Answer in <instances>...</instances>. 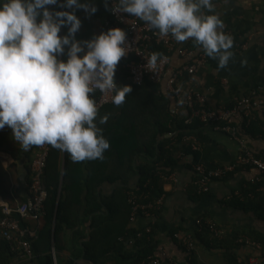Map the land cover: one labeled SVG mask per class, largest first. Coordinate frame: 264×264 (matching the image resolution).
I'll use <instances>...</instances> for the list:
<instances>
[{"label": "trees", "instance_id": "obj_1", "mask_svg": "<svg viewBox=\"0 0 264 264\" xmlns=\"http://www.w3.org/2000/svg\"><path fill=\"white\" fill-rule=\"evenodd\" d=\"M240 35H232L234 44L243 41ZM188 46L193 49L197 44L192 40ZM155 50L167 51L163 45H155ZM133 58L129 56L124 63ZM121 67L119 84L131 85L132 90L123 104L110 103L99 110L97 122L99 117L108 116L107 122L99 125L110 142L103 159L74 162L66 153L64 161V152L51 148L44 176L48 191L45 223L38 228L36 238H29L32 254L29 256L19 241L8 240L0 233V264H13L19 257L26 258L25 264H55L54 253L58 264H138L156 253L161 243L159 222L152 224L150 232L147 227L151 223L141 228L133 226L131 197L143 201V196L155 200L163 195L166 177L185 156L194 152L192 142L186 137L198 136L205 124L200 119L187 124V111L174 112V94L149 79L141 85L133 83L128 78L129 70L124 65ZM244 127L247 132L264 134V113L253 109L250 120L245 117ZM241 133L244 135V131ZM255 154L264 158L263 154ZM137 175V187L132 188L129 183ZM105 181L120 183L111 196L102 189ZM263 187L264 174H259L231 196V203L254 211L264 219ZM193 192L204 196L197 194L194 185ZM2 215L1 209L0 217ZM140 216L146 217L142 213ZM201 217L207 219L205 215ZM89 221L91 224L87 225ZM185 230L191 231L179 226L171 233L175 238L176 232ZM193 232L196 244L201 243L210 251L220 249L226 264H238L239 250L243 247L238 241L241 236L259 242L264 250V231L261 230L232 229L222 238L212 236L208 226ZM122 239L129 243L133 239V243L126 242L131 247L123 246L116 252L121 241L125 242ZM64 250H70L71 256H61Z\"/></svg>", "mask_w": 264, "mask_h": 264}, {"label": "clouds", "instance_id": "obj_2", "mask_svg": "<svg viewBox=\"0 0 264 264\" xmlns=\"http://www.w3.org/2000/svg\"><path fill=\"white\" fill-rule=\"evenodd\" d=\"M58 0H0V129H12L20 148L51 145L74 162L103 159L110 147L99 125L94 93L112 92L115 105L125 102L131 85L116 81L119 61L128 51L127 33L112 27L91 39L75 38L81 19L69 8L97 11L91 0H63L64 10L48 6ZM213 0H113V11L127 13L169 33L177 42L189 39L207 56L228 65L234 38L213 11ZM207 10V11H205ZM67 33L61 35V28ZM67 49V58L61 55ZM85 49H87L85 51ZM81 53H83L81 55ZM159 53H153L155 64Z\"/></svg>", "mask_w": 264, "mask_h": 264}, {"label": "crops", "instance_id": "obj_3", "mask_svg": "<svg viewBox=\"0 0 264 264\" xmlns=\"http://www.w3.org/2000/svg\"><path fill=\"white\" fill-rule=\"evenodd\" d=\"M91 2L97 7L94 14H89L82 8L67 9L68 11L74 10L81 19V27L75 36L80 41L91 39L107 31L105 22L111 14L110 3L108 0H91ZM213 3L215 4L213 11L219 13L224 20L225 32L231 35L242 34L244 37L240 36L243 41L233 45L231 51L234 55L224 68L218 67L217 59L207 56V61L194 74L187 77L186 88L199 89L207 97L209 105L213 107L230 105L237 97L242 96L264 97V0H213ZM48 7L54 11L64 10L63 0H58L57 4ZM66 33L67 26H63L60 34ZM191 41L192 39L181 42V45L189 48ZM193 49L195 54L204 52L199 45ZM60 58H67V49ZM170 59L168 77L175 69L189 61L176 50L171 52ZM161 85L163 90L168 92L166 81ZM244 120L245 116L242 113L234 117L239 136L256 153L264 155V134L247 132ZM241 131H244V135ZM194 137L199 148L185 156V160L180 161L172 173L166 177L162 211L156 217H138L133 226L141 228L149 223L159 222L158 234L161 239L158 247L159 253L164 258L174 259L177 264H215L214 260L216 264H226L220 249L210 251L201 243L196 244L195 252L190 255L178 244L179 241L173 237L171 230L182 226L194 231L196 229L195 220L205 215L207 219L215 221L226 231L232 229L264 231V219L259 218L257 213L231 203V196L248 180L258 176L259 171L254 168L238 170L226 178L214 180L209 193L201 197L197 196L193 192V163L215 167L233 161L239 154L240 143L230 134L216 130L210 125H205L203 131ZM36 149L37 146L34 145L27 152L24 151L12 138L10 127L5 126L0 129V210L4 203L16 207L30 198L31 162ZM63 177L64 169L61 173V180ZM138 178L137 175L130 181L132 188L137 187ZM119 184V182L113 184L105 181L101 186L104 193L111 196ZM24 222L28 227L38 230L44 225L45 218L44 216L39 220L26 218L23 220V225H25ZM90 224V221L87 222V225ZM126 242V240L121 241L116 252L121 251L123 246L125 249L130 248L131 246ZM125 244L128 245L127 248ZM239 253L243 257L250 255L248 249L244 247L240 248ZM54 256L55 264H58L56 253ZM61 256L68 258L71 256V251L64 250ZM25 261V257H19L14 259L13 264H25Z\"/></svg>", "mask_w": 264, "mask_h": 264}, {"label": "built area", "instance_id": "obj_4", "mask_svg": "<svg viewBox=\"0 0 264 264\" xmlns=\"http://www.w3.org/2000/svg\"><path fill=\"white\" fill-rule=\"evenodd\" d=\"M108 2L111 6V14L105 22L107 30L112 27H121L127 33L126 46L128 51L117 65L115 76L117 83H119V74L123 65L129 70V80L135 84L141 85L146 79L155 83L166 81V89L174 94L176 98L174 112L187 111V124H192L195 119H200L205 125L214 124V129L230 134L240 143L239 154L233 161L215 167H209L203 163H193L192 171L197 194L209 193L211 183L214 180L226 178L238 170L254 168L259 171V174H264V158L258 157L244 142L239 136L238 126L234 122V117L238 113H242L249 120L255 108L264 113V97L242 96L237 97L231 105L210 106L207 97L199 89L186 88L187 77L194 74L207 61L206 53L195 54L194 49L182 46L181 42H177L170 33L161 35L158 29L153 28L147 22L127 13L113 11V0H108ZM155 45H163L167 51L159 53L157 61L153 65L148 63L147 60H150L154 52L158 53L155 50ZM175 50L180 55L187 57L189 61L175 69L168 77L167 72L170 67L171 52ZM129 56L134 58L127 60L125 64L124 62ZM93 95L100 110L105 105L112 103L111 98L114 93H102L97 90ZM186 139L192 142L194 150L199 148V144L193 135L187 136ZM51 148L52 146L48 144L37 146L31 162L30 198L16 207H12L8 203L2 204L3 215L0 217L1 235L8 240L19 241L29 256L32 254L29 238H36L37 230L23 225V220L26 218L39 220L45 213L48 191L45 186L44 176ZM182 155L181 153L180 156ZM262 190L264 191V187ZM132 197L131 219L133 222L140 217L141 213L146 217H156L163 209L164 194L155 200H147V196H143V201H138L135 197ZM152 224L154 222L148 225V232L152 230ZM195 224L199 231L204 226H208L214 237L222 238L226 233V229L215 221L204 219L201 216L195 220ZM138 235L140 236L141 232ZM174 236L189 254L196 249L197 245L193 231H179ZM238 241L250 252L248 257L239 256L238 264H260L264 261V250L259 242L247 236H241ZM130 243H133V239ZM138 264H177V262L170 257H162L159 249H157L154 255L140 261Z\"/></svg>", "mask_w": 264, "mask_h": 264}, {"label": "water", "instance_id": "obj_5", "mask_svg": "<svg viewBox=\"0 0 264 264\" xmlns=\"http://www.w3.org/2000/svg\"><path fill=\"white\" fill-rule=\"evenodd\" d=\"M65 158H66V152H64V161H65Z\"/></svg>", "mask_w": 264, "mask_h": 264}, {"label": "rangeland", "instance_id": "obj_6", "mask_svg": "<svg viewBox=\"0 0 264 264\" xmlns=\"http://www.w3.org/2000/svg\"><path fill=\"white\" fill-rule=\"evenodd\" d=\"M213 262L216 264V261L215 260Z\"/></svg>", "mask_w": 264, "mask_h": 264}]
</instances>
